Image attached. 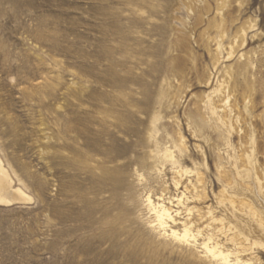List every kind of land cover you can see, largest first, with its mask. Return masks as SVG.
Listing matches in <instances>:
<instances>
[{
    "label": "rangeland",
    "instance_id": "rangeland-1",
    "mask_svg": "<svg viewBox=\"0 0 264 264\" xmlns=\"http://www.w3.org/2000/svg\"><path fill=\"white\" fill-rule=\"evenodd\" d=\"M114 95L147 111L137 113L149 123L142 137L152 116L158 134L183 136L182 166L197 163L208 185L201 206L210 205L225 230L264 221L263 212L241 207L234 222L218 204L227 174L247 188L244 201L258 200L249 160L264 196V0H0V158L26 195L0 205V264H217L152 232L143 199L164 185L174 194L167 167L119 168L118 198L86 215L70 172L116 171L105 156L85 152ZM144 95L151 106L136 103ZM133 148L116 164L150 160L151 147ZM247 236L244 258L252 252L264 264V234Z\"/></svg>",
    "mask_w": 264,
    "mask_h": 264
},
{
    "label": "bare ground",
    "instance_id": "bare-ground-1",
    "mask_svg": "<svg viewBox=\"0 0 264 264\" xmlns=\"http://www.w3.org/2000/svg\"><path fill=\"white\" fill-rule=\"evenodd\" d=\"M150 12L155 14L153 10ZM111 87L116 92L124 89L123 86L117 85ZM108 92L107 90L102 92L103 96L106 95L109 98ZM111 99L113 101L112 107L104 111L102 117L97 119V126L92 131L93 136L85 141V152L93 151L105 156L108 162L114 163L117 168L116 171L104 177L94 175L90 170L82 171L77 170V168L71 169L70 172L72 173V180L74 178L80 179L78 183L84 192L82 208H84L86 215L90 217V213L95 211L104 213L105 210L100 206L97 207L96 204L104 200L118 198L119 192L124 188L123 173L119 171V168H128L132 164L146 166L147 163L156 171H161L167 167L171 171L170 183L175 190L174 194L169 193L167 186L164 185L159 191L153 193L149 189L143 199L148 211L153 216L148 223L154 235L163 240L165 245L175 244L191 247L196 250V254L201 252L217 264H259L254 261L256 257L253 255L254 253L249 252V256L245 258L244 253L249 249L245 246L248 241L247 234L252 229L261 235L264 234V221L257 225L254 224L252 227L251 225L250 227L243 226L244 228H240L241 225L236 223L235 230L230 229V227L225 230L222 219L218 218L214 209L210 205L201 206L207 198L208 185L202 172L196 169L197 163L194 164L195 169L182 166L186 162L183 157L186 152L183 136L179 134L177 138H173L168 132L165 135L158 134V128L155 125L157 119L152 116L153 130L147 134V137H142V132L149 128L146 116H137V113L143 109H132L129 100L118 95H114ZM136 103L152 105V101L147 98V95L136 100ZM143 112L146 113L147 111L143 110ZM199 131H202L200 127ZM121 134L129 135L132 141H124ZM144 145L151 147L149 161H144L145 159L138 161L136 158H132L116 164V161L122 158L132 146H134L133 152H137L135 147ZM216 148L218 160H220L219 148ZM249 161L251 168L248 169L247 180L254 184L253 193L258 200L254 199L256 202L252 201V203L244 201L243 198L248 195L247 188L238 189L235 181L227 174L223 182V197L218 201V204L222 205L234 222L241 220L238 215L241 207L242 209L248 208L252 214L257 209L264 213V210L261 209L264 206V196L262 195L260 178L255 174V164L251 160ZM203 164L205 165V161ZM216 169L220 174V165H217ZM12 183L13 180L9 171L0 158V205H10L16 201L26 200L25 193L13 186ZM95 183L101 184V189L96 192L91 190V184ZM105 186H110L114 191L109 197H102ZM8 190L11 192V198L6 195ZM112 217L118 218V214L113 213ZM255 243L253 242V244ZM227 245L232 247L229 248ZM197 248H201V250L199 251ZM191 252L194 253V251Z\"/></svg>",
    "mask_w": 264,
    "mask_h": 264
}]
</instances>
